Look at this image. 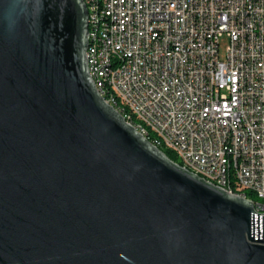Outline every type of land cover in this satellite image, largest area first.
Wrapping results in <instances>:
<instances>
[{
    "label": "water",
    "instance_id": "obj_1",
    "mask_svg": "<svg viewBox=\"0 0 264 264\" xmlns=\"http://www.w3.org/2000/svg\"><path fill=\"white\" fill-rule=\"evenodd\" d=\"M83 0H0V264H264V213L99 94Z\"/></svg>",
    "mask_w": 264,
    "mask_h": 264
},
{
    "label": "built area",
    "instance_id": "obj_2",
    "mask_svg": "<svg viewBox=\"0 0 264 264\" xmlns=\"http://www.w3.org/2000/svg\"><path fill=\"white\" fill-rule=\"evenodd\" d=\"M83 1L92 10L94 0ZM105 7L104 27L96 26L102 41L88 47L98 53L88 68L93 81L106 73L195 164L264 213V202L247 194L264 190V0H106Z\"/></svg>",
    "mask_w": 264,
    "mask_h": 264
},
{
    "label": "bare ground",
    "instance_id": "obj_3",
    "mask_svg": "<svg viewBox=\"0 0 264 264\" xmlns=\"http://www.w3.org/2000/svg\"><path fill=\"white\" fill-rule=\"evenodd\" d=\"M105 6L106 0H94L92 10H88V32L92 31V38H88V47H92V39L94 42L102 41L101 31L96 29V26L104 27ZM170 13H177V6H170ZM86 59L88 68H91V61H98V53L95 48H87ZM94 83L98 92L100 89V94L103 97H109L110 105L122 116H125L126 120L153 146L162 151H172L180 158L182 167L228 192L225 184L216 182L218 173L215 170H209L200 164H195L194 160L184 153L181 146L170 139V135L165 132L164 128H155V123L151 122V118L142 115L138 107L130 103L127 98H121L120 90L116 86H112L111 80H106V73H97V82ZM251 192L255 195L254 197H257V200L264 202V190H250ZM230 193L244 198L243 194Z\"/></svg>",
    "mask_w": 264,
    "mask_h": 264
},
{
    "label": "trees",
    "instance_id": "obj_4",
    "mask_svg": "<svg viewBox=\"0 0 264 264\" xmlns=\"http://www.w3.org/2000/svg\"><path fill=\"white\" fill-rule=\"evenodd\" d=\"M163 152H165L166 154H167V156L169 157V158H171L173 161H175V153H173L172 151H170V150H163ZM176 162V161H175ZM252 193V192H251ZM250 192H248L247 194L251 197L252 196V194H251Z\"/></svg>",
    "mask_w": 264,
    "mask_h": 264
},
{
    "label": "rangeland",
    "instance_id": "obj_5",
    "mask_svg": "<svg viewBox=\"0 0 264 264\" xmlns=\"http://www.w3.org/2000/svg\"><path fill=\"white\" fill-rule=\"evenodd\" d=\"M177 157V158H176ZM175 161L178 163V164H180L181 163V160H180V158L177 156V155H175ZM255 195L253 194L252 196H251V198L252 199H257V197H254Z\"/></svg>",
    "mask_w": 264,
    "mask_h": 264
}]
</instances>
